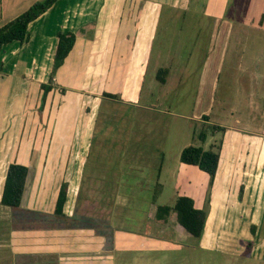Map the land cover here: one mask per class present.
Wrapping results in <instances>:
<instances>
[{
	"label": "rangeland",
	"instance_id": "374dc122",
	"mask_svg": "<svg viewBox=\"0 0 264 264\" xmlns=\"http://www.w3.org/2000/svg\"><path fill=\"white\" fill-rule=\"evenodd\" d=\"M40 1L43 0H13L14 6L11 8L6 0L7 7L4 3L0 27ZM183 1L159 0L146 71L131 74L126 82L127 90L124 89L118 99L112 101L110 98L100 107H92L88 149L86 140L79 145L78 139H75L78 168L85 176L79 188L76 207L79 214L92 212L88 223L85 215L81 214L84 216L77 224L104 229V234L112 239L111 243L117 241L116 229L129 231L127 239L119 241L120 246H113L114 264H264V219L258 231L256 228L253 234L247 235L250 238L242 235L236 243H233V239L230 241V236H224L222 240L223 235L219 234L229 225L231 218L223 215H220V227L217 228L218 225L213 230L209 222L200 238L190 234L181 235V226L177 220H172L171 224L177 230L170 233L173 227H168V232H160L156 241L149 239L145 247L139 243L142 234L151 236L145 227L149 222L148 213L151 212L153 198L157 194L156 185L162 183L164 186L158 191H163L158 194V205H172L177 196L182 167H186L180 160L181 150L194 145L221 154L223 145L228 141L229 128L251 131L252 127L260 128L263 125V120L255 118L253 111L256 108L254 104H257L260 113L264 103V24L260 23L264 15V0H221L222 6H215L211 0H189L188 4ZM141 2L143 5V0ZM214 6L217 10L212 8ZM99 46L98 43L95 48ZM55 55L56 52L54 60ZM210 57L215 58V63L209 66V73H204L201 79L204 63ZM37 58L39 64L41 58ZM85 58L82 61L72 58L70 63L79 68L75 71L72 69L73 75H67L66 71L58 73L66 87L81 83L84 84L81 88H85ZM29 62H33L32 57ZM65 62L66 59L60 67H65ZM51 68L48 67L49 70ZM161 69L168 72L159 75ZM93 78L96 79V76L93 75ZM12 79L11 75L0 74L2 115L9 114L3 111L13 108L9 105L11 93L8 91ZM70 92L64 87L61 95L72 97ZM39 97H35L34 91L29 96L22 133L24 141L21 149L24 154H18L20 159L32 166L43 160L42 149L49 139V131L44 129L46 124L41 119L39 121L38 114L52 115L53 109V106H45V103L42 105ZM87 100L84 96L82 104H78V107L82 105L81 111L85 110ZM70 103L74 104L72 101ZM48 107L50 109L45 113ZM71 116L73 118L74 115ZM205 116L208 120H205ZM215 126L225 130L215 129ZM83 130L81 127L78 134H83ZM203 133L206 135L205 142L200 140ZM70 139L73 145L74 141ZM56 142L63 146L52 153L55 161L51 162L60 160L67 166L73 155L60 136L55 135L53 145ZM160 166L162 173L159 182ZM47 167H50L47 171L52 176L53 168ZM94 172L95 178L99 179L95 183L92 178ZM34 177L29 182L30 192L37 188ZM92 184L96 185L92 188ZM213 189L215 186H210L209 177L204 207L208 210V216L210 204L228 198L227 194L216 196ZM221 189L219 193L224 191L223 187ZM39 190L41 196L37 204L47 208L50 203H45L44 199L50 198L53 187L40 185ZM89 191L104 195L97 193L88 197ZM95 198L108 200L93 201ZM216 207L215 210L222 214V209ZM19 209L22 210V204L12 211ZM103 220L109 222L108 227L102 224ZM249 241L253 243L252 247L247 246Z\"/></svg>",
	"mask_w": 264,
	"mask_h": 264
},
{
	"label": "crops",
	"instance_id": "0c3cea01",
	"mask_svg": "<svg viewBox=\"0 0 264 264\" xmlns=\"http://www.w3.org/2000/svg\"><path fill=\"white\" fill-rule=\"evenodd\" d=\"M7 2L8 6L13 8V0H7ZM158 2L159 0H143L142 5L141 0H57L45 14L30 24L28 40L24 44L14 42L4 48L1 56L0 74L11 75L13 78L8 88L11 93L9 105L13 108L3 111L9 113L7 115L0 114V264L115 263L113 246H120L119 241L127 239L129 231L116 229L117 241L111 243L112 239L104 234L106 233L104 229L77 224V221L84 215L88 223L92 212L81 213L84 214L81 215L76 207L79 188L83 185L85 176L78 168V150L75 139H78L79 145L82 140H86L87 147L88 137L92 132L93 118L90 117L92 107H96V105L100 107L105 101L110 100L104 96L105 93L122 95L123 90H127L128 77L136 72L146 71L150 59V41L154 35L155 21L158 16ZM183 2L187 3L189 0ZM4 3L7 7L6 0H0L1 21H3ZM211 3L215 6L216 4L222 6L221 0H211ZM215 6L212 8L217 10ZM260 23L264 24V15L261 17ZM59 33L75 34L76 42L66 58L67 65L60 67L56 73L55 88L49 92L46 98L45 106H53L52 115L38 114L39 121L41 119L46 124L44 129L49 131V139L42 149L43 160L39 161L36 166H32L18 156V154H24V150L21 149L24 141L22 133L29 107V96L34 91L35 97L39 95L41 100L40 85L47 83L51 76L53 55L57 49ZM98 43L100 44L99 48H95ZM35 48H37L36 51ZM33 49L34 51H32ZM74 56L80 61L86 57L84 65L85 88H81L84 86L81 83L66 87V83H62L57 76L59 72L64 71L67 75L74 74L75 69L78 68V65L73 66L72 62L70 63L72 58H75ZM31 57L33 62H29ZM37 57L41 58L39 64ZM214 63L215 58L211 57L205 61L201 79L204 73H209L207 69ZM47 66H52L51 70ZM81 67L83 68V66ZM93 75L96 76V79L93 78ZM26 76L27 78H24ZM262 80L264 81V77ZM64 87L68 92H74H70L72 97L61 95L63 92L61 93L60 88L64 89ZM84 96L88 100L85 110L81 111L82 105L78 107V104H82ZM70 101L74 104L71 105ZM254 105L256 108L253 114L255 118L263 120V125L260 128L252 127L251 131L240 128L228 129V141L223 145L219 168L213 184L215 186L213 193L216 196L217 194H227L228 198L210 204L213 206L209 205L210 213L206 223V227H208L210 222L211 228L215 230L222 223L220 215L231 217L229 225L224 227L222 229L224 231L219 234L223 235L222 240L224 236H230V241L234 240L233 243L239 242L242 235L250 238V235L248 237L247 235L252 234V226L256 227L258 231V226L260 227L264 219V103L260 113L257 111V104ZM49 107L47 110L45 109V113H48ZM71 115H74L73 118ZM83 117H85L84 124H82ZM81 127L84 129L81 134L83 137L78 134ZM55 135L62 138L65 147L70 149L73 155L69 158L67 166H64L60 160L57 163L51 162L55 161L52 158V153L63 146L62 143L57 142L53 145ZM70 138L74 141L73 145ZM12 162L24 164L30 170L21 203L22 210L19 209L16 212L12 211L16 208L1 204L8 167ZM47 166L53 168L52 176L49 175L47 170L50 167ZM34 172L36 173L34 174ZM159 172L157 180L160 182L161 166ZM182 173L181 185L178 186L176 197L188 196L194 199L198 208L203 209L209 175L206 176V173L197 166L191 165L182 167ZM34 175V184L37 188L30 192L28 186ZM95 177L96 173L94 172L92 176L94 183L99 180ZM63 182L69 184L68 196L63 210L64 215L58 216L55 213V208ZM40 185L53 187L50 198L44 199L45 203H50L47 208L37 204L41 196ZM94 185L96 184H92L91 187L93 188ZM160 185L164 188L162 183ZM221 187L224 191L219 193L222 191ZM90 191L87 193L88 197L94 194ZM98 194L104 195V193ZM89 200L90 198H88ZM106 200L108 199L95 198L93 201L105 202ZM157 203L156 201L152 203L151 212L148 213L149 222L145 227L146 232L151 236L147 237L144 234L139 236V243L144 247L149 239H152L153 242L156 241L160 232H168V227H173L170 233L176 229L171 224L172 220H177L175 213L172 214L166 225L154 221ZM214 206H217L216 209H222V214H219ZM100 218L104 219L102 216ZM103 223L108 227V221L103 220ZM219 227L220 225L217 228ZM179 228L182 232L181 235L188 234L182 226ZM224 243L230 244L227 241ZM227 247L230 248L229 245Z\"/></svg>",
	"mask_w": 264,
	"mask_h": 264
},
{
	"label": "trees",
	"instance_id": "16d2710c",
	"mask_svg": "<svg viewBox=\"0 0 264 264\" xmlns=\"http://www.w3.org/2000/svg\"><path fill=\"white\" fill-rule=\"evenodd\" d=\"M56 1L57 0H43L36 2L23 14L0 27V67L4 48L14 42L24 44L28 40V29L30 24L45 14L56 3ZM75 42L76 36L73 33L58 34V45L51 76L47 83L40 85L42 90V105L46 102L49 92L54 89L56 71L72 51ZM167 72L168 70L161 69L159 75L166 74ZM62 92H64V89H62ZM104 96L111 99H118L116 94L105 93ZM205 120H208L207 116H205ZM214 128L225 130L224 128L216 126ZM200 140L202 142L206 141V135L204 133L200 135ZM220 155V152H216L212 149L204 150L201 146L190 145L182 150L180 160L183 164L197 166L201 171L208 174L210 177V186H213L219 168ZM29 171L28 166L18 162H12L9 165L1 199L2 205L11 208L21 206ZM156 187L157 194L153 198V202L159 197V188H162L159 183ZM68 189V182H63L55 208V213L58 216L64 215L63 210L67 201ZM242 192L243 188L241 190V197ZM207 211V208H198L194 199L188 196H178L174 199L172 205H158L154 221L158 224L166 225L172 214L175 213L178 224L181 225L192 237L200 238L205 230L208 217ZM255 229L256 227L252 226V234ZM252 245L253 243L250 241L247 243L248 247H252Z\"/></svg>",
	"mask_w": 264,
	"mask_h": 264
}]
</instances>
